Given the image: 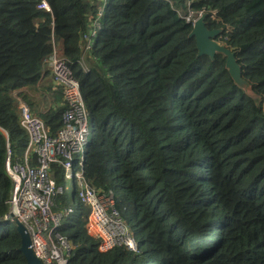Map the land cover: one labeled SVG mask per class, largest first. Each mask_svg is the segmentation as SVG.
Wrapping results in <instances>:
<instances>
[{
  "label": "trees",
  "instance_id": "trees-1",
  "mask_svg": "<svg viewBox=\"0 0 264 264\" xmlns=\"http://www.w3.org/2000/svg\"><path fill=\"white\" fill-rule=\"evenodd\" d=\"M48 2L51 11L37 0H0V264L27 263L21 235L4 219L13 186L6 159L8 144L15 158L28 144L20 102L30 100L17 91L42 93L54 44L94 122L87 180L114 190L139 242L138 252L100 250L75 185V210L58 228L73 245L68 264H264V0L191 5L210 11L208 28H223L217 39L235 52L255 96L235 84L223 53L198 55L182 16L187 0ZM103 4L85 71L81 38ZM51 88L63 97L61 86ZM65 108L63 98L41 114L51 135ZM68 201L67 192L57 195L54 209Z\"/></svg>",
  "mask_w": 264,
  "mask_h": 264
},
{
  "label": "built area",
  "instance_id": "built-area-1",
  "mask_svg": "<svg viewBox=\"0 0 264 264\" xmlns=\"http://www.w3.org/2000/svg\"><path fill=\"white\" fill-rule=\"evenodd\" d=\"M37 1L38 8L51 11L48 0ZM191 5L192 0H187L188 11L182 16L193 26L203 13L209 14L210 11L194 10ZM105 6H100L89 30L81 38V63L85 71L88 66L84 56L94 47ZM211 14L216 15V11ZM46 65L55 85L63 89L66 108L62 126L57 134L51 135L48 125L30 105L20 102V124L28 135V144L24 154L16 158L11 156L8 144L6 169L13 186L4 219L12 220L14 216L24 225L30 235V248L44 264H68L73 245L58 228L75 208L69 204L54 210L56 196L67 192L57 179L55 167H59L63 175L73 178L78 185L79 197L89 209L87 232L99 241L100 250L124 247L138 252V238L127 223L123 210L117 206L114 190L93 187L85 175L84 156L92 135L90 113L81 84L58 44H54Z\"/></svg>",
  "mask_w": 264,
  "mask_h": 264
},
{
  "label": "water",
  "instance_id": "water-1",
  "mask_svg": "<svg viewBox=\"0 0 264 264\" xmlns=\"http://www.w3.org/2000/svg\"><path fill=\"white\" fill-rule=\"evenodd\" d=\"M207 16L208 12L203 13L202 16L192 26L190 33V37H195L196 39L198 55H208L211 57V59H214L216 53H223L226 57L225 67L230 73L235 84L245 90L248 95L255 96L256 94L253 91L252 85L242 76L241 66L237 61L235 52L225 43H222L217 39V37H219L223 32V28H208L206 26ZM12 221L16 223L17 231L21 235L20 251L26 257V264H44L39 258L35 256L33 250L30 248V235L26 231L24 225L14 216Z\"/></svg>",
  "mask_w": 264,
  "mask_h": 264
},
{
  "label": "crops",
  "instance_id": "crops-1",
  "mask_svg": "<svg viewBox=\"0 0 264 264\" xmlns=\"http://www.w3.org/2000/svg\"><path fill=\"white\" fill-rule=\"evenodd\" d=\"M61 47V46H60ZM47 86L59 87L54 84V80L52 75L50 74L42 88V93L33 92L29 90L27 87H23L17 92H23L27 95L30 100V107L34 111L35 114L41 117V114L46 112L51 107L61 106L63 97H55L52 93L54 92L51 89H47Z\"/></svg>",
  "mask_w": 264,
  "mask_h": 264
},
{
  "label": "rangeland",
  "instance_id": "rangeland-1",
  "mask_svg": "<svg viewBox=\"0 0 264 264\" xmlns=\"http://www.w3.org/2000/svg\"><path fill=\"white\" fill-rule=\"evenodd\" d=\"M93 127H94V122L90 118V131L91 132L93 131ZM60 176H62V178H60V183L65 186L66 191H67V196L69 197L68 203H70L71 205L75 206L76 205V200H73L72 195H73V188L76 185V182L71 177L67 178L65 175H62V174ZM13 224L16 227V223L14 222Z\"/></svg>",
  "mask_w": 264,
  "mask_h": 264
},
{
  "label": "bare ground",
  "instance_id": "bare-ground-1",
  "mask_svg": "<svg viewBox=\"0 0 264 264\" xmlns=\"http://www.w3.org/2000/svg\"><path fill=\"white\" fill-rule=\"evenodd\" d=\"M14 222V221H13Z\"/></svg>",
  "mask_w": 264,
  "mask_h": 264
}]
</instances>
